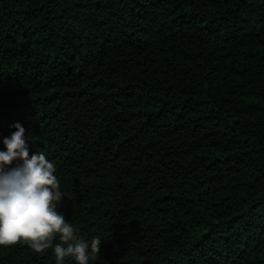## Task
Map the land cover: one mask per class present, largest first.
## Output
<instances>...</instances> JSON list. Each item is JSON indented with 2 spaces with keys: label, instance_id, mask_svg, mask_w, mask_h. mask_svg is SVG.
Instances as JSON below:
<instances>
[{
  "label": "trees",
  "instance_id": "trees-1",
  "mask_svg": "<svg viewBox=\"0 0 264 264\" xmlns=\"http://www.w3.org/2000/svg\"><path fill=\"white\" fill-rule=\"evenodd\" d=\"M16 121L89 264H264V0H0V141Z\"/></svg>",
  "mask_w": 264,
  "mask_h": 264
},
{
  "label": "clouds",
  "instance_id": "clouds-1",
  "mask_svg": "<svg viewBox=\"0 0 264 264\" xmlns=\"http://www.w3.org/2000/svg\"><path fill=\"white\" fill-rule=\"evenodd\" d=\"M2 138L0 148V246L26 241L37 252L53 247L55 264L71 257L89 264L93 251H99L100 237L92 241L58 211L65 197L55 163L44 151H31L24 125ZM59 241L54 244L53 238Z\"/></svg>",
  "mask_w": 264,
  "mask_h": 264
}]
</instances>
